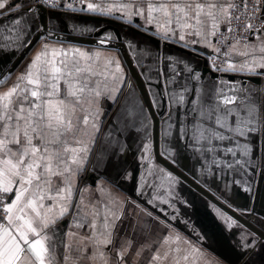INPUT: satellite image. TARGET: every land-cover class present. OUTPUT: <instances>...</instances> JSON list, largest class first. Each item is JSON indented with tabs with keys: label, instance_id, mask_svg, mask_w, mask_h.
<instances>
[{
	"label": "snow or ice",
	"instance_id": "6c2138e0",
	"mask_svg": "<svg viewBox=\"0 0 264 264\" xmlns=\"http://www.w3.org/2000/svg\"><path fill=\"white\" fill-rule=\"evenodd\" d=\"M39 3L52 10L115 17L129 25L139 18L137 29L162 43L199 55L205 54L201 49H211L214 71L239 73L249 81L264 78V0H80L81 6L75 0ZM0 10H4L0 16L12 12L21 18L38 12L31 8L23 13L21 4L9 0H0ZM20 24L21 19H14L8 35H0V40L23 41L20 47L31 45L33 41L27 37L32 32L17 28ZM54 27L51 19L47 25H36L43 37L40 48L11 86L3 88L10 74L0 76V264H197L202 249L176 233L166 214L161 220L114 194L104 181L94 188L81 186V173L105 114L100 99L115 103L126 78L115 54L65 47ZM71 28L80 33L99 31L79 24ZM118 38L106 32L98 44ZM137 46L128 41L133 51ZM140 56L155 63L154 68H146V82H152V75L163 76L158 95L183 107L186 123L179 131L188 145L203 141L205 155L222 152L212 165L225 175H247L249 168L255 171L258 156L264 165V156H260L264 152V87L219 79L205 90L201 73L183 57L164 53L162 48L155 55L150 48L141 49ZM217 60L223 63L217 64ZM136 115L128 110L125 118ZM171 118L170 112L168 120ZM213 141L226 144L220 148ZM161 202L174 208L167 200ZM147 203L154 206V200ZM216 211L229 229L236 225L231 217ZM66 217H70L67 223H61ZM190 234L199 243L207 235L194 226ZM262 236L264 233H244L238 246L243 253L254 250Z\"/></svg>",
	"mask_w": 264,
	"mask_h": 264
},
{
	"label": "crops",
	"instance_id": "0c3cea01",
	"mask_svg": "<svg viewBox=\"0 0 264 264\" xmlns=\"http://www.w3.org/2000/svg\"><path fill=\"white\" fill-rule=\"evenodd\" d=\"M9 2L11 4H21V12L26 14L29 13V9L31 8L38 9V7L33 4V0H9ZM90 2L95 3L98 2V0H90ZM107 2H111V0H107ZM77 6H81V4H77ZM14 19H21V24L16 26L17 28L27 29L32 32L31 37L27 38L31 39L32 36L38 32L36 29V25L39 24L37 13L35 15L28 14L21 18L19 13L5 12L3 16H0V35H8L7 30L13 27L12 21ZM51 20L55 23L53 30L58 34L59 39L65 47L75 46L88 51L99 49L106 54H115L120 61L126 78V83L123 85L119 93V98L115 103L110 99L106 100L104 97L100 99L99 107L105 114L101 117L102 125L96 136L92 151L88 156L85 170L81 173V186L87 184L94 188L96 183L104 181L114 194L125 200H130L141 205L144 209L152 212L154 216H158L161 220L165 219L166 214L169 218L171 227L176 233L191 240L202 249L203 255L198 258L197 264H227L222 257L215 254L209 248L219 250L220 248H224L226 243L230 244L237 253H241L242 250L238 246L241 236L244 233L250 232L237 222L236 225L229 229L225 221L217 215L216 210L223 213L225 217H229L227 214L203 197L194 194L180 178L155 160L152 152V125L150 118L149 138H141L143 134L140 131V123L138 121H133L132 119L128 121V119L125 118L127 112L124 106L125 87L132 83L139 99H141V96L132 81L122 50L117 46L111 45L116 42V39H113L106 45L98 44V41L104 33H114V31L112 29L105 30L100 36H97L96 42L91 43L72 41L67 38L63 31L67 30L68 33L73 36H87L96 32H73L71 28L73 24H79L82 27L91 26L96 29L110 24L113 28L119 30L126 54L145 82L154 109L160 113L158 146L161 156L174 166L182 169L197 183L220 197L222 200L227 201V199H230L233 204L232 207L235 210L241 212L240 210L250 208L259 212L257 215L264 219V165L261 164L260 157L254 158L256 164L255 171L249 168L247 170V175L233 172H228V174L225 175L224 171H218L217 168L212 165L213 159H218L223 156L222 152L219 153V156L216 153H207V155H205L203 148L207 147V145H205L203 141L197 145H188L187 139L181 135L179 131L186 123L183 107L172 105L167 96L161 97L158 95V93L162 92L164 83L163 76L158 78L152 75V82H146V68H154L155 63L147 57L141 58V49L150 48L153 55H155L156 51L162 48L164 53L178 55L190 61L191 66L194 67L197 72L201 73V81L205 90L210 88L219 79H224L229 82L249 80L240 79L238 76L243 75L239 73H230L236 75L234 79H227L221 76L218 78H210L209 75H203L201 70L197 68L198 60L196 57L175 47L166 46L160 40L159 44H156L151 40V37L154 36L138 30L136 25L141 23L139 18H133V23L129 25L115 17H99L87 12L54 10ZM51 26L52 25H49V27ZM222 29L223 28H221V30ZM41 39L25 53L13 69H11V66L14 60L23 53L24 47H20L23 41L9 42L7 40H0V44L4 45V47L0 49V68H2L0 70V76H8L10 74V79L3 85L4 89L11 86L16 76L25 70L36 51L40 48ZM129 40H133L135 44L138 45L135 51L128 47ZM213 43H215V40H213ZM201 50L205 54L212 52L211 49ZM13 52L15 53L14 55ZM141 64H143L144 67H141ZM160 67H164L163 61H161ZM149 74L151 75V73ZM263 79L264 78H260L259 83L251 80L249 82L253 87H264ZM157 80H159L160 83H157ZM153 101H159V103H153ZM122 107L125 109L124 113H121ZM143 107L145 108L144 104ZM170 112L172 118L168 120ZM118 113H121V115L117 120L116 117ZM114 120H116L115 123H113ZM241 142H244L243 139ZM213 144L222 148L225 146L226 142L213 141ZM146 145L148 146V151H145ZM260 156H264V152H262ZM131 159H133V165L128 164ZM113 164H115L116 167H114ZM117 171H119V175H117ZM134 171H136L135 180L133 182L135 197L131 196L126 191L132 181ZM233 181H238L239 183H233ZM249 187L251 190L245 191V189ZM148 200H154V206L149 205L147 203ZM161 200L169 201L170 204L174 205V208H170L168 204L162 203ZM159 209H164V212L159 211ZM128 211L133 212L138 211V209L128 208ZM207 212L212 219L207 218ZM173 215L177 217L176 220H171ZM69 219L70 217H66L61 223L66 224ZM186 221L188 222L187 226L185 224ZM193 226L202 234H207L203 243H199L196 238L190 234V229ZM246 264H264V248L260 247L258 250L256 249L246 259Z\"/></svg>",
	"mask_w": 264,
	"mask_h": 264
},
{
	"label": "water",
	"instance_id": "95a60500",
	"mask_svg": "<svg viewBox=\"0 0 264 264\" xmlns=\"http://www.w3.org/2000/svg\"><path fill=\"white\" fill-rule=\"evenodd\" d=\"M37 7H38L37 16H38L39 24L40 25H47L49 20L51 19V16H53V14H54V10H51V9L48 10L41 5H38ZM107 29H112L114 31L115 35L117 37H119L118 39H116V42L112 43L111 45L117 46L122 50V52L124 54V59H125L126 65L128 67L130 76L132 78V81L134 82L135 86L137 87V89L139 91V94L141 96L143 104H144L146 111L149 115V118L151 120V125H152L151 126L152 152H153V156H154L155 160L157 162H159L162 166L167 168L169 171H171L173 174H175L178 178H180L181 181H183V183L187 186V188H189L192 192H194V194L199 195V196L203 197L204 199H206L207 201L211 202L213 205L218 207L221 211H223L225 214H227L229 217H231L233 220H235L242 227H244L248 231H251L253 234H255L257 236H260L261 233H264V219L260 218L257 215L259 212L255 211L253 209H251L252 212H250V213H243V212H239V211L235 210L232 207L233 204L231 203L230 199H227V201L222 200L220 197H218L217 195H215L214 193H212L211 191H209L208 189H206L205 187H203L199 183H197L192 177L187 175L182 169L174 166L171 162H169L163 156H161V154L159 152V146H158L159 120H160L159 115H160V113L154 109V107L151 103V100L149 98L145 82L143 81V79L139 75L138 71L136 70V68L132 64L131 60L129 59L128 55L126 54L125 47L121 41L119 30H117L116 28H113L112 25L108 24L104 27H101L99 29V31H96L93 34H90L87 36H73V35H70L67 30L63 31V33L67 36L68 39H71L72 41H77V42H82V43H91V42H96L97 36H100V34ZM41 38H43V37L40 35L39 31L36 32L32 36V38H31L33 41L32 44L24 47L23 53L18 58H16L14 60L12 66H11V69H13L18 64V62L25 55V53H27V51ZM151 40L154 41L156 44H159V39H157L155 37H151ZM164 45L175 47V48L181 50L179 47H177L174 44L164 43ZM184 52H186L189 55L196 57V59L198 60L197 68L199 70H201L203 75H209L210 78H218L219 76H221V77H226L227 79H234L236 76L234 74H230V73H226V72L218 74L208 66L207 59L204 55H199L197 53H189L187 51H184ZM1 69L2 68H0V70ZM238 77L240 79H245V80L248 79L249 80V78L247 76H238ZM258 80L260 81L259 77L251 78V81H254V82H257ZM128 164L133 165V159H131L128 162ZM135 172L136 171H134V173H133L131 183L129 184L128 188L126 189L127 193L130 194L131 196H134V197H135V194L133 191V188H134L133 182L135 180ZM254 214H256V215H254ZM206 216H207V218L212 219L208 212H207ZM185 232H187V231H185ZM261 243H264V236L261 237ZM261 243H258L254 250H249L246 253H243L242 251H241V253H237L230 244H226V243L224 245V248H220L219 250H214V249L209 248L208 246L207 247L211 251H213L215 254L222 257L227 264H245L246 259L256 249L258 250V248H260V247L264 248V246H261Z\"/></svg>",
	"mask_w": 264,
	"mask_h": 264
},
{
	"label": "rangeland",
	"instance_id": "374dc122",
	"mask_svg": "<svg viewBox=\"0 0 264 264\" xmlns=\"http://www.w3.org/2000/svg\"><path fill=\"white\" fill-rule=\"evenodd\" d=\"M125 96H124V106L126 110H132L137 113V115L134 118H131L133 121H138L140 123V131L143 134L141 138H149L150 128H149V117L147 115V112L145 108L143 107L141 99L137 96V93H135V89L130 83L125 87ZM138 102V106H137ZM131 119H128L130 121ZM243 213H250L252 210L249 208H245L244 210H240ZM257 214V213H256ZM254 214V215H256Z\"/></svg>",
	"mask_w": 264,
	"mask_h": 264
},
{
	"label": "built area",
	"instance_id": "2783aa9c",
	"mask_svg": "<svg viewBox=\"0 0 264 264\" xmlns=\"http://www.w3.org/2000/svg\"><path fill=\"white\" fill-rule=\"evenodd\" d=\"M61 2L63 3L64 0H61ZM75 3H76V5H77V4H80V0H75ZM33 4H34L35 6L41 5V4L39 3V0H33ZM45 8H46V7H45ZM46 9L50 10L49 8H46ZM51 10H52V9H51ZM233 23L235 24V21H234ZM257 23H259V21H257ZM223 30H224V29H222L221 32H223ZM239 35H243V33H240ZM204 56H205L206 59H207L208 66L213 70V68H212V66H211V64H212V60H210L209 57L214 56V53H213V52H209V53L204 54ZM216 63H217V64H222L223 61H222V60H217ZM213 71H214V70H213ZM215 72L218 73V74L221 73V72H218V71H215Z\"/></svg>",
	"mask_w": 264,
	"mask_h": 264
},
{
	"label": "flooded vegetation",
	"instance_id": "af4514ba",
	"mask_svg": "<svg viewBox=\"0 0 264 264\" xmlns=\"http://www.w3.org/2000/svg\"><path fill=\"white\" fill-rule=\"evenodd\" d=\"M250 233H252L251 231H249Z\"/></svg>",
	"mask_w": 264,
	"mask_h": 264
}]
</instances>
